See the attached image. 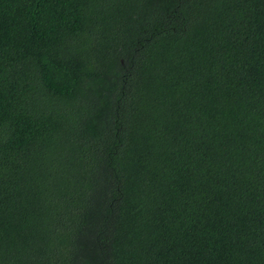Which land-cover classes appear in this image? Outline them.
<instances>
[{"label":"trees","instance_id":"trees-1","mask_svg":"<svg viewBox=\"0 0 264 264\" xmlns=\"http://www.w3.org/2000/svg\"><path fill=\"white\" fill-rule=\"evenodd\" d=\"M0 264H264V0H0Z\"/></svg>","mask_w":264,"mask_h":264}]
</instances>
